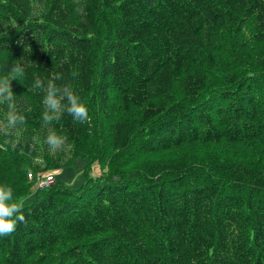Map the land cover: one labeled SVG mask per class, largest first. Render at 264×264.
Here are the masks:
<instances>
[{"label":"trees","instance_id":"obj_1","mask_svg":"<svg viewBox=\"0 0 264 264\" xmlns=\"http://www.w3.org/2000/svg\"><path fill=\"white\" fill-rule=\"evenodd\" d=\"M76 4L49 0L33 17L32 0H0V76L16 60L24 65L23 78L11 82L26 119L17 154L36 157L44 127L63 136L73 154L91 138V106L94 117L109 118L112 97L144 133V155L196 144L243 150L231 160L148 163L128 175L124 168L134 159L118 153L116 170L92 178L86 168L79 188L56 182L31 202L19 188L14 196L24 202L25 222L0 236V264H264V46H250L262 71L258 85L253 72L242 71L226 76L227 87L208 89L204 72L221 53L239 56L243 38L264 45V0ZM163 71L179 79L180 98L171 103L151 97L150 84ZM56 73L64 77L56 83L72 84L88 108L87 123L64 113L43 124L44 93L33 84ZM5 141L0 136V184L15 190L6 164L20 168L19 179L27 166Z\"/></svg>","mask_w":264,"mask_h":264},{"label":"rangeland","instance_id":"obj_2","mask_svg":"<svg viewBox=\"0 0 264 264\" xmlns=\"http://www.w3.org/2000/svg\"><path fill=\"white\" fill-rule=\"evenodd\" d=\"M48 1L49 0H32L33 17L34 15L41 16L43 14L46 10ZM77 1L81 6L83 4L87 5L91 0ZM76 5L79 7L78 4ZM102 28L105 29V26ZM250 46L260 48L264 45L253 44L245 41L243 38L240 41V44H238L237 54L239 56L232 57L230 55L226 56V53L219 54L217 59L218 62L215 67L206 68L204 71L210 84L208 89L217 86L227 87L226 76L231 74H238L239 76L245 71L253 72L255 74L252 76L253 78H251L253 83L257 85L260 84L257 74L262 71L253 65L254 59ZM234 59L237 61L232 63ZM234 65L237 66L234 67ZM163 72L158 78L151 82L150 92L154 102L165 100L169 103L172 100H176L178 97L180 98L178 89L179 79L171 77L166 71ZM109 107L111 111L110 117H105L104 119L102 116L94 117L95 109L91 106L93 116L91 138L88 142L80 144L79 148L73 152V154L71 151H67V149L72 151L73 149L66 144L64 137L58 134L57 135L64 140L63 146L58 150L50 149L45 142V138L50 131L46 127L37 130V136L35 138L37 139L36 157H28L26 155L17 154L15 150L12 151V157L16 154L17 157L24 161L27 166L24 173L20 176V180L19 174L15 173V171L20 170V168L18 167L17 169V165L15 163L6 164V167L9 168L12 173L10 175V179L17 183V189L13 190V193H16L19 188L24 187L23 189L25 191L28 190L29 194H32L26 198V202L33 201L34 194H40L39 192L46 191L51 187L49 186L42 189L37 188L38 178L47 175L52 176L54 184L56 182H60L67 188H79L85 182L86 168V171L88 172L87 174L92 178L102 177L103 174L108 175L111 169L116 170L119 163L113 157L118 153H121L123 155V159L126 161H129L128 157L134 159L132 162L129 161L131 163L127 162L128 165L124 168L126 170L125 174L128 175L131 172L130 170H132L135 166H142L148 163L165 162L166 160L173 161L175 158H191L193 161H198L197 158H206L209 156L225 157L226 155L231 160L234 155H237L243 150L242 146H227L228 149H222L221 146L211 144H196L194 146H187L184 151L173 150L164 154L144 155L145 152L138 149V146L140 145L139 143H141L140 140L143 142L144 133H139L136 129H134V116H132L131 113H122L119 109V102L115 99V97H112L110 100ZM5 110L6 106L0 105V119L3 118ZM20 130L21 129L19 127L12 136V139L16 142L23 140L26 137V133H20ZM141 130L144 131L143 129ZM104 144L106 147L103 148ZM115 146L118 150L116 148L114 149ZM231 150L234 152L232 153ZM67 154L72 155L67 156ZM135 155L136 158H133ZM63 156H65L66 159H61ZM73 157L75 158L73 159ZM248 159L249 158H246V160ZM5 177H8V175ZM1 179L2 177H0V180ZM50 250H52L51 253H54L57 256L60 251V246H55Z\"/></svg>","mask_w":264,"mask_h":264},{"label":"clouds","instance_id":"obj_3","mask_svg":"<svg viewBox=\"0 0 264 264\" xmlns=\"http://www.w3.org/2000/svg\"><path fill=\"white\" fill-rule=\"evenodd\" d=\"M23 76L24 65L20 60L12 63L7 74L0 76V105L6 106L4 116L0 119V136L6 138L5 142L13 150L17 149L18 143L12 139V136L19 127L26 123V119L17 107L11 82L19 81ZM63 79L62 74L56 73L47 82L39 78L34 81L33 89H39L44 93L41 114L43 124L51 125L54 121L60 120L64 113L71 116L77 123H87L88 108L74 91L72 84L56 83L57 80ZM45 142L52 150H58L64 144L63 138L52 131L46 136ZM23 208L24 202L14 196L13 189L6 184H0V236L10 235L15 231L18 222H25Z\"/></svg>","mask_w":264,"mask_h":264},{"label":"built area","instance_id":"obj_4","mask_svg":"<svg viewBox=\"0 0 264 264\" xmlns=\"http://www.w3.org/2000/svg\"><path fill=\"white\" fill-rule=\"evenodd\" d=\"M53 184H54L53 178L50 175L42 176V177L38 178V180H37V188L38 189L49 187V186H52Z\"/></svg>","mask_w":264,"mask_h":264}]
</instances>
